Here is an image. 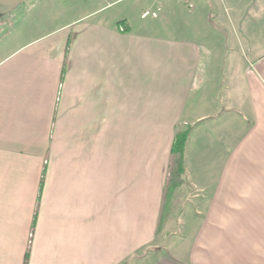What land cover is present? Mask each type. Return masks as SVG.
<instances>
[{
	"label": "crops",
	"instance_id": "obj_1",
	"mask_svg": "<svg viewBox=\"0 0 264 264\" xmlns=\"http://www.w3.org/2000/svg\"><path fill=\"white\" fill-rule=\"evenodd\" d=\"M214 1L0 51V264H264V41Z\"/></svg>",
	"mask_w": 264,
	"mask_h": 264
},
{
	"label": "rangeland",
	"instance_id": "obj_2",
	"mask_svg": "<svg viewBox=\"0 0 264 264\" xmlns=\"http://www.w3.org/2000/svg\"><path fill=\"white\" fill-rule=\"evenodd\" d=\"M221 1L223 12L225 8L229 9L232 6L241 7L245 12L238 17H242L240 19L249 27L251 36L256 35L261 42L264 41V1L255 0L250 6L246 3H250L251 0ZM214 4V0H113L109 3L106 0H25L17 6L4 9L0 14V41H6L4 45H0V51L13 46L15 40L23 42L30 40L66 25L90 11L104 9L101 17H116L120 21L130 22L135 27L157 25L163 21L177 29L190 26L195 21L204 22L212 15ZM159 7L163 11L158 19H142L144 11ZM230 29L228 32L233 35L234 43L241 44L239 35L243 38V43L248 42L243 28L236 31L231 25ZM13 30L14 38L10 41L12 37L9 38V33Z\"/></svg>",
	"mask_w": 264,
	"mask_h": 264
},
{
	"label": "trees",
	"instance_id": "obj_3",
	"mask_svg": "<svg viewBox=\"0 0 264 264\" xmlns=\"http://www.w3.org/2000/svg\"><path fill=\"white\" fill-rule=\"evenodd\" d=\"M122 24V23H121ZM187 142V136L183 135V136H177V138L175 139V143L173 146V152L175 155L177 156H182L185 150V145Z\"/></svg>",
	"mask_w": 264,
	"mask_h": 264
},
{
	"label": "water",
	"instance_id": "obj_4",
	"mask_svg": "<svg viewBox=\"0 0 264 264\" xmlns=\"http://www.w3.org/2000/svg\"><path fill=\"white\" fill-rule=\"evenodd\" d=\"M25 0H0V14L4 9H8L23 3Z\"/></svg>",
	"mask_w": 264,
	"mask_h": 264
},
{
	"label": "built area",
	"instance_id": "obj_5",
	"mask_svg": "<svg viewBox=\"0 0 264 264\" xmlns=\"http://www.w3.org/2000/svg\"><path fill=\"white\" fill-rule=\"evenodd\" d=\"M162 13V8H157L155 10H146L142 13L141 17L142 19L152 18V19H158Z\"/></svg>",
	"mask_w": 264,
	"mask_h": 264
}]
</instances>
